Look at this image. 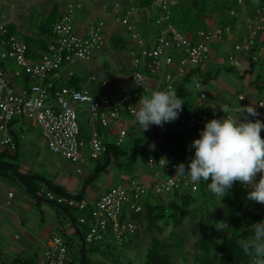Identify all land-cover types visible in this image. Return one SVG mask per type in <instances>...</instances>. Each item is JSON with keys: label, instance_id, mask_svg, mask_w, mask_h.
Listing matches in <instances>:
<instances>
[{"label": "built area", "instance_id": "obj_1", "mask_svg": "<svg viewBox=\"0 0 264 264\" xmlns=\"http://www.w3.org/2000/svg\"><path fill=\"white\" fill-rule=\"evenodd\" d=\"M175 0H154L151 7H158L160 12L155 22L158 25L153 44L149 45L147 37L139 33L133 22V9L123 8V0H112L118 23L130 34V41L137 43L139 51H133L130 60V75L136 89L141 92L133 97L128 93L113 95L108 79L92 73L87 83L91 85L75 86L71 84L54 85L49 76L55 75L64 66H68L67 75L72 77L77 62L88 61L94 50L104 43V22L92 19L84 33H78L73 23L74 7L81 3L70 2L60 15L51 23L52 36L47 49L35 58L27 53V43L11 33L9 21H0V146L14 149L16 143L9 134V123L16 116H23L40 129V133L48 148L56 154L77 165V172L87 159L97 160L107 151V143L103 140L100 129L113 122H121L123 115L129 116L131 123L135 121L133 111L142 95L149 92L146 76L151 73L160 74L166 82L174 87L175 78L184 79L192 68L209 59L212 44L234 36L230 26L199 29L187 35L173 21L169 6ZM153 9V8H152ZM151 8H147L146 12ZM231 13L235 10L231 9ZM245 32L236 40L227 53L226 61L231 65H240L237 55L239 51H251L257 44L264 49V40L259 34L264 31V5L257 6L246 18ZM258 42V43H257ZM13 62L17 68L10 70L6 65ZM28 74L36 81L28 88L18 91L11 78ZM196 82L195 86L200 87ZM201 94L198 100H201ZM86 103L87 106H84ZM264 108V101L258 102ZM86 111L88 125L87 136L81 129L80 115ZM227 115V114H226ZM225 115V116H226ZM224 117V116H221ZM215 115L195 110L182 123L183 126L196 129L199 133L205 123ZM128 135L126 127H121L118 144L125 141ZM148 165L155 169L154 185L156 193L168 192L182 185L196 190L199 184H193L187 175L162 177L163 173L175 171V167L185 159L170 149L157 145L148 157ZM186 164V163H185ZM260 178V177H259ZM246 194L250 189L243 186ZM45 192V191H44ZM147 193L145 186L137 180L128 183L118 182L89 205L85 199H76L74 195L66 196L53 190L46 191V199L59 204L77 207L82 214L80 222L87 223L84 234L85 244L114 240L127 242L134 238L138 231V221L131 215L144 210L143 196ZM69 246L64 236L55 234L42 254V264H67L69 262Z\"/></svg>", "mask_w": 264, "mask_h": 264}, {"label": "crops", "instance_id": "obj_2", "mask_svg": "<svg viewBox=\"0 0 264 264\" xmlns=\"http://www.w3.org/2000/svg\"><path fill=\"white\" fill-rule=\"evenodd\" d=\"M80 8L84 9L85 6L82 4ZM105 12L106 11L103 13L105 14ZM103 16L108 18L106 14ZM103 16L100 14L95 20H102L104 22V27H106V23H108V21L105 19V17L102 18ZM90 21L76 25L73 18L75 30L78 33H84ZM245 29L246 28L244 26H240L237 30H235L234 36H228L227 38L213 43L211 46L212 49L209 59L202 62L199 67L197 66L200 69V74L205 75L207 73L212 74L207 65L206 67H203L205 62L207 63L211 61L219 64L220 68H218L214 74L217 73L216 75L219 76V80L224 83L222 90L227 94V96L223 97L222 100L219 96H217L216 91H209L208 88H204L207 80H204V83L201 82L200 87H196L195 81H193L192 88L194 89L188 90L187 93H191L192 97H194V103L190 105L187 104L186 107L183 106V111L180 113L179 118L175 120L178 125L174 136L171 132L169 123L164 124L168 127V131L166 132L165 129L156 125H151L149 129L145 131L141 129V126L138 124V122L131 123L128 114L125 113L121 122H113L100 129V134L103 140L113 146L120 147L124 151V155L118 154L116 158L112 153H110L106 157L102 156L96 161H90L87 163L85 162L82 166V172H77V165L69 160L67 161V159L62 155L53 153L48 148L44 138L41 139L42 141L40 144H36L35 135L32 134V132L27 128L33 125L35 128H37L39 136L42 137L40 129L30 120L26 119V117L17 116L16 118L14 117V123L11 124L12 120L9 123V134L15 141L16 147L14 149H9L8 147L0 146V151L5 150L8 154L6 157L7 160L5 159L6 161L4 163L13 165L26 174H40L51 183L63 187L64 190L70 194L82 196V198L85 199L89 205H91L102 194V192L107 190L113 184H116V182L123 181L128 183L132 180L139 181L147 189V193L143 196V201L149 199L152 196H156L158 199L161 197L163 201H166L165 198L167 195H170V198L173 195L170 192L156 193L154 191V185L157 183L155 179V169L150 168L148 162L146 164H139L136 166V159L139 149L140 151L145 150L146 152L150 150L151 153L146 156L148 158L154 152L155 148L153 149L150 147L153 144L155 147L157 145H161L168 149L174 150L175 147H179L176 151H179V155L185 159V163L187 165L190 161V158L194 157L195 155V149L189 150V146L193 140L199 138L197 137L199 135L197 134L198 131L196 129L185 127L182 124L191 112L195 110H202L211 113L216 117H221L225 116L226 113H224L220 107L228 105L232 109V114L239 116L241 115L239 111L240 107L253 106L259 115L255 117H249V119L253 121L256 119L264 121V108L259 107L258 104L260 100L264 101V95L261 96L258 94V92H256V89L259 91H263L264 89V49L260 48V44H256L251 51L242 50L237 53L240 59V65H238L233 70H240L238 76L231 74L233 71L229 69L231 64L226 61L227 53L233 47L235 41L240 39L241 34L245 32ZM146 32L147 30L145 33ZM33 34H35V32ZM104 37V43L94 50L91 58L88 61L83 62V64L85 63L83 66L86 65L85 68L88 67L90 63H93L96 53L101 52L102 49L108 48V42H110L111 36L106 38L104 34ZM144 37H147L148 40L149 35L147 36L146 34ZM149 40L152 41L151 38H149ZM259 40H264V31L259 34ZM129 42V47L124 49L125 51L128 50L129 56H127L125 53H122L124 67L121 76V85L115 86L108 77H105L101 74H96L99 77L107 78L108 82L110 81L109 84L112 87V94L115 96L128 93L133 97H136L138 94L134 92L136 87L130 75V60L133 54L132 52L138 51V47L136 48L135 46L138 44L130 41V39ZM225 47H227V50L224 54H222V56H219L218 58L213 57V50L217 49L220 51V49H224ZM6 65L9 66L10 70L17 68L15 64L10 62L6 63ZM67 69L68 66L62 67V69L55 75L49 76V79L57 85L65 83L69 84L68 81L73 79L68 77ZM75 70L76 71L73 76L77 78L76 80L80 86L86 84L91 85V83H87V79L88 75L93 73L92 71L79 73V69L75 68ZM221 70L230 73V75H220V73H222ZM247 75L250 77V80L247 84L252 88L245 90V88L242 89V81L245 80L243 78H245ZM22 78L23 75L11 78L13 86L18 91L24 90L30 86H26L27 84L23 82ZM231 81H234L235 84H231ZM146 84L149 87V93L152 90H164L167 87L163 77L157 73H151L147 75ZM173 88L176 90L178 96L183 99V93H185L187 88L191 87L189 85V81H186L185 78H175ZM201 94H203V96L201 100H198ZM236 94L237 97H235ZM207 95H210L211 97L205 101L204 98ZM219 99L222 101V103L218 101ZM245 115L247 114L245 113L241 116L242 120L244 119ZM85 120L86 119L80 116V122L83 125L82 133L87 135L88 125H85ZM121 127L127 128L128 136L125 137L124 143L118 144L117 141ZM10 129L15 131L14 136L10 133ZM195 130L197 132H195ZM261 135L264 137V129H262ZM136 139L140 140L137 146V151H135ZM57 156H62V158L66 159L68 162L65 170L59 168L56 165V161L58 160ZM107 161L108 164L103 168V173L99 174L98 177L93 181L87 180L94 173V169L97 168L96 166L99 162L104 164ZM44 169L46 172L49 171L50 175L43 173V171L45 172ZM86 169H90V172H88ZM172 175H175V171L163 173L161 176L166 177ZM259 177L260 174L257 175V181L259 180ZM86 180L87 183H85ZM43 184L46 187V184ZM180 188L190 189L184 185H182ZM27 189L28 188L18 178L13 179L9 175L0 173V256L3 258H11L18 254H23L25 257H30L32 255L31 253L33 252L42 256L43 251L50 244L52 237L55 234L62 235L61 233H63L64 235L62 236H65L66 240H68L69 259H76L79 254V246L82 244V233L79 231V225L75 222L74 217L79 220L82 212L79 209H76L77 212L74 213L72 209L71 214L65 211L58 204L45 200V196L42 198L39 197L40 201H38L32 195V193L27 191ZM42 190L45 191V189ZM51 205L52 211L54 212L53 215L48 211V208ZM30 209L32 213L29 212ZM131 215L137 221L140 218L137 214ZM9 218L12 221L10 224ZM6 223H8L9 226H6ZM32 225H34L35 228H33ZM14 227L16 228L14 229ZM19 228H21L23 232ZM19 230L20 233L22 232L21 234L19 233ZM17 233H19V235ZM11 235L13 236L12 238ZM11 239H14L15 241L17 239V241L14 243ZM71 245L75 246L71 248ZM28 252L30 253L28 254Z\"/></svg>", "mask_w": 264, "mask_h": 264}, {"label": "trees", "instance_id": "obj_3", "mask_svg": "<svg viewBox=\"0 0 264 264\" xmlns=\"http://www.w3.org/2000/svg\"><path fill=\"white\" fill-rule=\"evenodd\" d=\"M153 1L134 0V2H131L130 0H123L124 6L120 12H124L131 6H138L146 18V9L155 8L151 7ZM110 4L113 5L112 2ZM244 5L247 6V9H245L246 13L244 16H241L240 10ZM260 5H264V0H192L190 3H184V0H175L174 3L170 4L169 9L171 18L177 26L187 35H190L199 29L210 28L205 17L211 12L216 14L215 24L217 26L228 25L233 31L237 30L240 26L245 27L246 18ZM231 9H234L235 12L231 13ZM61 11L58 7H54L46 18L38 23L35 34H31L25 38L28 46L27 53L29 55L37 58L42 51L47 49L52 36L51 23L60 15ZM154 11L159 13L160 9L158 8ZM8 25L10 32L17 34L12 23L9 22ZM127 40L125 36L114 33L110 37L111 47L116 50L127 49L130 45L129 40ZM198 67L188 71L184 77L186 81L194 80L195 83H204V80L206 81L214 77L215 74H200ZM236 67V65H231L229 69L233 70ZM22 79L27 84L26 86L36 81L28 74H23ZM71 79L73 80L68 81L69 84L79 86L75 76H72ZM54 85L58 86L57 84ZM134 92L140 93L141 91L135 89ZM148 94L149 92L145 93V95ZM15 118L12 119L11 124L14 123ZM82 127L83 125L81 124V129ZM161 128L165 129V132L168 131L166 125H163ZM10 133L14 136L15 131L10 129ZM82 134L84 137L87 136L85 133ZM139 142V139L135 140V151H137ZM107 147L108 151L103 155L104 157L110 153L116 158L118 154L124 155V151L120 147L113 146L109 143H107ZM7 156L8 154L5 150L0 151V162H5ZM107 164L108 161L104 164L99 162L96 166L97 168L94 169V173L87 180L93 181L96 179ZM0 173L17 179L15 174L6 166H0ZM87 180L85 183H87ZM24 181L28 188L27 191L32 193L38 201H40L39 197L42 198L45 194L42 189H39L40 182H44L47 189L62 193L66 196L72 195L65 191L63 187L51 183L40 174H27ZM207 183H211V178L207 182L201 181L196 190L181 189L180 187L179 189L175 188L170 190L169 192L173 196L166 201H163L161 197L158 199L156 196H152L144 201V210L137 213V215L140 217V220L146 221V231L151 232V241L144 260L145 264H175L173 256L166 252V249L173 245L177 248L180 255H186L184 239L176 230L186 220H194L197 224L195 231L197 233V239L194 243V261L196 264H250V258L237 244V240L240 238L246 239L251 236L252 230L250 225L254 222L264 220V204H250L251 208H249L250 201L246 199L247 194L240 182H235L232 189L226 193L223 199L216 197L208 191ZM74 196L76 199H82L80 195ZM53 203L58 204L71 214L73 208L78 209L77 207L59 204L55 201ZM193 203L197 204L190 209ZM220 213H222V220H226L231 226L226 234H222L214 228V223L219 219ZM74 220L79 225V231L82 233L81 240L84 241L86 230L83 229H87L88 224L80 222L75 217ZM162 224H170L171 226L168 235L169 239H165L154 232L158 231L161 233ZM137 237L138 234L136 233L133 239L122 243L113 242L112 239L90 244L86 243L84 248L81 244L79 246L78 257L74 260H69L67 264H126L130 262L131 257L124 255L122 252L116 254L115 251L119 247V244L128 245ZM41 261L42 256L36 253L30 257H25L23 254H18L11 258H3L0 256V264H42Z\"/></svg>", "mask_w": 264, "mask_h": 264}, {"label": "clouds", "instance_id": "obj_4", "mask_svg": "<svg viewBox=\"0 0 264 264\" xmlns=\"http://www.w3.org/2000/svg\"><path fill=\"white\" fill-rule=\"evenodd\" d=\"M184 104L169 84L164 90L142 95L133 115L141 129L147 131L151 125L163 127L177 120ZM220 108L227 115L205 123L199 138L189 146V150L195 149L194 157L187 165L183 162L177 165L175 176L187 175L193 184L211 178V183H207L208 191L222 199L235 182H240L250 189L247 200L264 204V137L261 135L264 121L249 119L259 115L253 106L240 107L239 116L233 115L228 105ZM150 147L154 149L155 145ZM230 227L226 220L214 223L216 231L228 233ZM250 227L252 235L238 239L237 244L250 258V264H264V220Z\"/></svg>", "mask_w": 264, "mask_h": 264}, {"label": "rangeland", "instance_id": "obj_5", "mask_svg": "<svg viewBox=\"0 0 264 264\" xmlns=\"http://www.w3.org/2000/svg\"><path fill=\"white\" fill-rule=\"evenodd\" d=\"M131 2H134V0H130ZM192 0H184V3H190ZM73 2H81L85 8H77L75 4H73L74 7V14H73V18H74V23L77 25L83 23V22H88L91 19H96L98 17V15L102 14L108 17L106 18L105 16H103L102 18L105 17V19L108 21V23H106V27H104V34L106 36V38L110 37L112 34L114 33H119L120 35L125 36L126 39H130V34L118 23V21L116 20L115 14H117L119 12L118 9H114V6L111 5L110 3L112 2V0H0V21L5 19L9 22L12 23V25L15 28V32L17 33V35H19L22 40L26 41L25 38L29 37L31 34H33L34 32L37 31V26L38 23L45 19L46 16L48 15V13L50 11H52L54 9V7H58L59 9L63 10L65 8V6H67L68 3ZM131 9H133V22L136 26V29L139 31V33L146 35H149V38H151L152 41L149 40L148 38V44L151 45L154 43L155 41V35H157V28L158 25L155 22L156 16L158 15L157 12H155L154 10L158 9V8H154L151 10H148L147 16L145 18L144 15H142V11L138 6H131ZM247 6H243L242 9L240 10V14L241 16H244L246 13ZM104 11L105 14L103 13ZM115 13V14H114ZM207 23L209 24L210 28H214L217 25L215 24V19H216V14L211 12L210 14H208L205 17ZM147 30V32L145 33V31ZM145 33V34H144ZM155 34V35H154ZM154 39V40H153ZM127 40V41H128ZM152 42V43H150ZM136 48L138 47V51L140 49L139 45H135ZM227 50V47H225L224 49H220V51H218L217 49L213 50L214 52V56L213 57H219L222 56V54H224ZM122 53H125L127 56L128 55V50H116L114 48L111 47V42H108V48L102 49L101 52L96 53L93 59V63H90V68L89 66L85 68V66H83V62H77L75 63L73 66L77 69H79V73H85L88 71H92L95 74H101L104 75L105 77H108L112 83L115 86H119L122 84V73H123V67H124V62L122 60ZM120 55V58H119ZM215 61V60H214ZM10 63H13L11 61H9ZM216 62V61H215ZM14 64V63H13ZM208 67V69L211 70L212 74H214L218 68H220V65L214 62H205L203 64V67ZM87 70V71H86ZM222 73H220V75H230V73L224 72L223 70H221ZM240 70H233L231 72L232 75L234 76H238L239 75ZM244 81H242L243 83V88H245V90L251 89L252 87L248 86V82L250 80V77L247 75ZM193 81L194 80H190L189 81V85L191 88H187V90L185 91V93H183L184 97L182 100L185 103L183 106L186 107V105H190L192 103H194V97H192L191 93H187L188 90H193ZM241 81V80H240ZM110 82V81H109ZM231 84H235L234 81H231ZM224 83L221 82V80H219V76H217L216 74L214 75L213 78H210L206 81L204 88H208L209 91H216L217 92V96H219L222 100L223 97L227 96V94L222 90ZM241 89V90H242ZM243 91V90H242ZM256 92H258L259 95H264V89L263 91H259L256 89ZM215 94V93H213ZM231 95V94H230ZM210 95L206 96L204 98V100H208L210 99ZM235 97H237V94L235 95ZM220 103H222V101L219 99L218 100ZM84 106H87L86 103H84ZM218 114V113H216ZM82 118L86 119L87 115H86V111H84L83 113H81L80 115ZM170 128H171V132L174 136V134L176 133L177 130V125L178 123L176 121L170 122ZM85 125L87 126V120H85ZM30 126V125H29ZM33 127V128H30ZM28 127L27 129L29 131L32 132V134L35 135L36 138V144H40L41 143V139L43 137L39 136L38 134V130L37 128H35L33 125ZM195 132H197L195 130ZM197 134L200 136V134L197 132ZM197 136V137H199ZM179 148V147H178ZM177 147H175L174 149H170L171 152H175L177 154H180ZM149 153H151V151H138V155H137V159H136V166L139 164H146L148 158L146 157ZM46 154V153H44ZM58 160L56 161V165L65 170L66 166H67V161L66 159L62 158V156H57ZM7 160V159H6ZM90 161H96V160H90L87 159V162ZM86 162V163H87ZM45 170V169H44ZM88 172H90V169H86ZM42 173V172H41ZM43 173H47L48 175H50L49 171L45 172L43 171ZM103 173V172H101ZM100 173V174H101ZM50 177V176H49ZM119 182H123V181H119ZM41 184H43L42 182H40ZM118 183V182H116ZM124 183V182H123ZM39 184V189H45L46 191H49L51 189H47L44 184L41 185ZM169 192V191H168ZM168 198H170V195L166 196V200H168ZM256 202L250 201L249 203V208H251L250 206L252 204H255ZM197 203H193L190 206V209H192L193 207H195ZM251 204V205H250ZM258 205H260V203H256ZM52 205L48 208L49 212L53 215L54 212L52 211ZM54 207V206H53ZM30 213L31 209L29 210ZM73 212L76 213L77 210L73 208ZM222 213H220V217L216 222L222 221ZM30 217V216H28ZM139 223L137 225L138 227V237L130 244L128 245H118L119 247L116 249L115 253L117 254L118 252H122L124 255L130 256V262H127L126 264H145L144 260H145V255H146V251L147 248L150 245V241H151V232L146 231L145 229V220H138ZM11 219L9 218V224L11 223ZM8 223H6V226H9ZM17 227V226H16ZM14 227V229L16 228ZM33 228L34 225H32ZM12 228V227H10ZM197 228V224L196 221L194 220H186L185 223L180 226L177 227L176 230L178 233H180L184 239V244H185V248H186V255L182 256L179 254L177 248L173 245L170 248L166 249V252L170 253L173 258H174V262L175 264H196L194 261V253H195V248H194V243L197 239V233L195 232ZM22 232L23 230L21 228H19ZM19 230V233H20ZM86 230V229H83ZM171 230V226L170 224H162V232L159 233L158 231H154L157 235H160L161 237L165 238V239H169L168 235L169 232ZM21 232V233H22ZM19 233H17L19 235ZM20 233V234H21ZM220 233L222 234H226L227 232L225 231H220ZM62 235H64L63 233H61ZM13 236L11 235V238ZM18 237V236H16ZM65 237V236H64ZM66 239V237H65ZM14 243L17 241L14 239H11ZM68 241V240H67ZM10 242V241H9ZM113 242H115L113 240ZM70 245V244H69ZM75 245H71V248L74 247ZM31 252V251H30ZM28 252V254L30 253ZM27 254V255H28ZM32 255L34 254L31 253ZM29 256V255H28Z\"/></svg>", "mask_w": 264, "mask_h": 264}, {"label": "water", "instance_id": "obj_6", "mask_svg": "<svg viewBox=\"0 0 264 264\" xmlns=\"http://www.w3.org/2000/svg\"><path fill=\"white\" fill-rule=\"evenodd\" d=\"M0 166H6L27 187V185L25 184V181H24V178L27 175L26 173H24L23 171H21L17 167H15L13 165H10V164H6L4 162H0ZM45 200L53 202L52 200H49V199H45ZM82 247L83 248L85 247V243L84 242H82Z\"/></svg>", "mask_w": 264, "mask_h": 264}, {"label": "bare ground", "instance_id": "obj_7", "mask_svg": "<svg viewBox=\"0 0 264 264\" xmlns=\"http://www.w3.org/2000/svg\"><path fill=\"white\" fill-rule=\"evenodd\" d=\"M130 125V124H129ZM133 128V127H132ZM128 136V135H127ZM132 136V135H131Z\"/></svg>", "mask_w": 264, "mask_h": 264}]
</instances>
